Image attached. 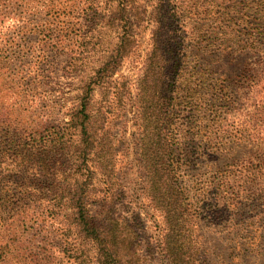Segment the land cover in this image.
Instances as JSON below:
<instances>
[{"label":"rangeland","instance_id":"obj_1","mask_svg":"<svg viewBox=\"0 0 264 264\" xmlns=\"http://www.w3.org/2000/svg\"><path fill=\"white\" fill-rule=\"evenodd\" d=\"M73 1L0 0V198L9 199H0V264H85L63 253L62 226L40 194L62 197L64 211L65 196H95L122 264H170L167 240L199 245L197 263L264 264V39L252 43L264 37V0H176L186 36L177 103L171 84L152 82L150 98L141 84L146 21L107 89L89 96L91 145L56 147L45 138L71 129L78 94L68 65L78 39L65 28ZM150 129L147 147L181 163L169 179L143 148Z\"/></svg>","mask_w":264,"mask_h":264},{"label":"trees","instance_id":"obj_2","mask_svg":"<svg viewBox=\"0 0 264 264\" xmlns=\"http://www.w3.org/2000/svg\"><path fill=\"white\" fill-rule=\"evenodd\" d=\"M175 2L176 0H74L69 5L71 22L65 28L68 31L67 34L77 37L78 40L70 52L68 65L71 67V72L76 73L79 77L78 86L75 87L78 94L72 107L71 129L60 136V132L47 136L45 138L47 144L50 142L52 146L57 147V144H66L75 140L79 143H85L87 146L91 145L90 132L83 129L86 119L91 115L88 105L89 96L98 86L101 88L106 86L105 89H107L111 81H106V79L115 72L112 67L117 69L122 64L124 52L128 51L132 41L137 39V44H134V47L139 46V38L143 31L141 27L145 25L146 21L151 26L150 48L146 52L144 76L141 79V84L145 85L146 95L149 98L155 95L152 91L150 92L152 82L171 84L173 103H177V96L181 92L177 89L176 83L182 74L181 64L184 58L183 47L186 36L177 32V28L180 27V20L177 19V16L180 12L175 9ZM107 34L119 36L120 41L116 44V49L107 42ZM124 39H126L125 42H122ZM261 39L255 38L252 43H259L263 41L264 37ZM63 41L60 39L58 42L65 45ZM110 51L112 52L110 53ZM166 54L168 63L159 66L158 61H163ZM146 108L148 110L151 108V111L155 110V107L151 106L150 99L147 100ZM173 113H176L175 108ZM150 122L151 119L143 125L147 126ZM176 123L175 120L174 124L176 125ZM153 134L151 129L147 131L145 139L143 138V148L148 153L151 151L150 154L146 155L151 162L153 173L169 179L171 172L179 171L181 163L177 159L167 158L168 161L164 160L165 149L163 147L159 146L152 149V143L147 147L146 143L153 138ZM87 146L84 148L85 151ZM170 150L168 149V153ZM174 151L176 152V149ZM174 157L176 158V155ZM157 159L159 160L157 161ZM76 181L80 182L79 179ZM40 195L35 201L43 204L45 214L57 220L62 226L63 253L73 257H82L85 264H88V261L93 264H122L121 258L116 256L112 247L107 244L106 238L103 237L106 229L103 211L90 207L91 199H93V204L96 203L95 196L93 198L85 194L72 197L65 196L69 200L71 211H64L57 206L62 201V197ZM0 199L6 206L7 201H9L7 196H1ZM22 199L18 198L17 201ZM72 234L76 236L72 237ZM71 237L72 241L70 240ZM80 239L81 242L78 244L77 241ZM199 249H201L199 245L197 247L196 245L185 246L182 242L176 243L170 240L165 243L170 264H204L203 262H196H200V257H196ZM139 260L140 257L137 256V264H141ZM204 260L206 261L205 264L209 263L206 259Z\"/></svg>","mask_w":264,"mask_h":264}]
</instances>
